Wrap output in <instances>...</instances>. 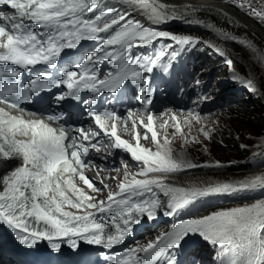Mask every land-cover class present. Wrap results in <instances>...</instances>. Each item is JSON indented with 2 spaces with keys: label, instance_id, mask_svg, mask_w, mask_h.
Masks as SVG:
<instances>
[{
  "label": "snow or ice",
  "instance_id": "snow-or-ice-1",
  "mask_svg": "<svg viewBox=\"0 0 264 264\" xmlns=\"http://www.w3.org/2000/svg\"><path fill=\"white\" fill-rule=\"evenodd\" d=\"M229 2L264 22V0ZM123 3L129 6V10L108 9L89 15L94 13L97 0H0V6L12 10L11 14L0 12V104L6 106L0 107V169L11 161L20 162L7 171L0 170V224L12 229L21 245L31 248L40 241H47L53 250L59 251L61 243L57 241L66 240L72 248H77L78 241H85L112 249L122 244L143 218L149 221L156 218L162 208L156 190L167 197V204L163 206L167 216L178 215L200 198L264 191V170L240 179L206 184L174 186L167 183L162 178L164 174L222 165L219 161L197 165L183 152H175L166 133L169 121L160 126L165 128L161 138L154 128L150 111L146 116L128 111L134 132L133 143L120 135L121 131H129L128 119L115 111L101 114L92 110L102 92L115 94L130 86L141 93L146 105H151L152 74L156 69L168 73L178 53L171 52L165 63L163 48L152 57H143L132 54L135 47L152 46L159 38H166L181 46L203 43L225 55L211 42L158 31L130 18L131 12L137 11L155 24L171 20L203 24L202 20L187 19L199 11L198 8L186 5L184 9H178L160 0H123ZM207 27L229 38L223 29H215L213 24L209 23ZM231 39H240L254 62L264 65V50L254 42L246 38ZM85 40L97 42L95 50L77 61L72 70L59 71L62 53L66 49H76ZM104 61L110 62L112 67L101 77L99 65ZM225 63L234 80L257 92L251 77L245 79L235 73L231 58H226ZM5 65H15L19 69L45 66L54 71L37 74L29 83L21 85V71ZM9 78L15 80L10 81ZM58 86L67 90L57 94L55 101L59 104L73 99L83 103L89 108L97 131L76 129L79 141L72 137L71 142L66 143L69 137L64 128H54L42 119H24L8 111L20 109L22 102L32 99V94L51 91ZM82 92H90L91 98L82 100ZM206 99L201 97L200 102ZM137 116H140L139 121ZM48 118L58 120L62 117ZM199 119V113L190 111L183 123L191 125L192 120L198 122ZM171 121L175 122L172 125L175 129L173 136L187 139L175 115ZM138 124L146 129L143 136L138 131ZM204 134L209 135L207 132ZM101 136L107 138L105 147L130 154L132 161L139 166V171L131 174L128 162L121 157L124 176L118 184L119 191H110L106 201H97L76 182L78 177L92 192L102 191L84 174L83 168L90 165L82 159L90 151H99ZM141 139L150 140L156 145L155 150L144 147ZM105 214L108 219H105ZM189 235H199L215 247L217 256L221 258L220 264H264V199L179 220L168 232L157 236L155 242L115 254L113 264H176L175 250ZM140 252L145 255H138Z\"/></svg>",
  "mask_w": 264,
  "mask_h": 264
},
{
  "label": "rangeland",
  "instance_id": "rangeland-1",
  "mask_svg": "<svg viewBox=\"0 0 264 264\" xmlns=\"http://www.w3.org/2000/svg\"><path fill=\"white\" fill-rule=\"evenodd\" d=\"M225 1L227 3H229V4H231L229 2V0H225ZM214 3H216V1ZM234 7L237 8L239 11H241L242 12L241 14H244L245 15L244 17L247 18L246 20H247L248 24L253 26L254 32H255V36L259 40L258 48L261 49V50H264V22H262L260 19L254 17V16L249 15L247 10H242L239 7H236L235 5H234ZM199 35L202 38H205L204 35H202V34H199ZM228 52L231 55V57L234 60H236V62H238L237 65H238V68L240 70L245 71V73H248V75L250 73V76L252 78H254V79H256V78L264 79V65L257 64L256 62H254V60L249 58V55H246V54H244V53H242L240 51L237 52V50L228 49ZM243 64H244V66H243ZM256 68H258V69H256ZM251 72H252V74H251ZM262 84L264 86V81H262ZM245 113L246 112H244L242 110V111H240L239 114L243 115ZM253 115H255L257 117L258 113H254ZM187 116L188 115H186V117ZM252 117H254V116H252ZM224 118H225L224 116H218V117H214V118L208 119L205 116V117L199 119L198 122L196 120H192L191 125L184 124L183 131H184L185 135L187 137H190L191 135H193L194 136V140L193 141H189L188 139L183 138V136H180V135L173 136V134L170 133L168 135V138L171 140L170 147L177 153L183 152L185 154L186 158L191 160L194 163H201L203 161L212 162L213 163V161H215V159L218 158V155H217L218 152L215 151L216 146L214 145V143H212V142H215V140H217V142H219L220 145L221 144H225V142H227L230 145L233 144L234 146H239V147H241V145H244L245 147H247L246 143H250V142H254L255 143L254 148L258 147V146L262 147L264 145V134L262 136H259L262 133H260V134L258 133L257 134V130H255V129H252V130H250V129L241 130V127L240 128H235L236 124L239 123L238 120H236V123H233L234 120H231V121L225 120L226 122H224V120H223ZM225 123H227V125ZM221 128H224V130H221ZM202 129L209 131L208 132L209 133V135H208L209 137L205 136V134H204ZM240 131H241V133H244V135H242V137L238 138L237 134L240 133ZM230 132H232V133L228 134ZM245 133H247L250 136H247ZM172 137L176 141L175 144L172 143V139H171ZM178 139H179V141H178ZM202 147H204V148H202ZM241 149H242V147L240 148V150ZM248 149L251 150V152H253L252 151L253 149H250L249 147H247L244 150H248ZM262 161H264V155L262 156ZM258 168L259 167H257V169ZM257 169H255V170H257ZM241 171H250V170L239 169L238 172H236V173H234L232 175H229V176H225L224 174H218V176H216V178H215V181L219 180L220 178H224L223 180L240 179V178H243L245 176L257 173V172L251 171V172L241 173L240 174ZM189 177H192L194 179V181H199V182H203V183H209L211 181L212 182L214 181V177L215 176L196 175L195 174V175H189L188 177H186V179L189 178Z\"/></svg>",
  "mask_w": 264,
  "mask_h": 264
},
{
  "label": "bare ground",
  "instance_id": "bare-ground-1",
  "mask_svg": "<svg viewBox=\"0 0 264 264\" xmlns=\"http://www.w3.org/2000/svg\"><path fill=\"white\" fill-rule=\"evenodd\" d=\"M160 2L163 4H166L168 6L178 8V9H184L186 5H192L193 7L198 8L199 11L195 12L193 16L197 17L198 15H202L201 18L202 19H208L207 22L213 24L215 26V29H223V32L227 33L229 38H225V36L216 33L215 30L213 29L215 39H217L218 42H224L230 46H232L233 44L235 45V43H238L237 52L240 51L242 53H249L250 54L249 50L246 48L245 44L241 42L240 39H231V37H233V36L238 37V38H246L247 40H250L252 42H256L257 44L259 42L258 38H256V36H255L253 26L248 24V22L246 20L247 18L244 17L245 15L240 14L237 11H234L233 9L227 7L226 5H223L220 3H214V2H211L209 0H192V1H190V0H160ZM207 58L210 59L215 65H221V63H222L219 60L215 61L211 55H208ZM234 61H236V60H234ZM243 66H244V64H243ZM256 69H258V68H256ZM251 74H252V72H251ZM249 75H250V73H249ZM223 116L225 117L223 120H224V122H226L225 120H228V121L237 120L238 116H240V114L235 112L233 108H228L224 112ZM254 122H255V120H254ZM225 124L227 125V123H225ZM221 130H222V128H221ZM238 138H239V136H238ZM178 141H179V139H178ZM202 148H204V147H202ZM239 150H240V148H239ZM19 163H20L19 161H11L7 165L3 166V168L0 170L7 171L8 169H11V168H14L15 166H18ZM235 166H237V164ZM244 167L245 166L241 167L240 169L251 170V168H244ZM256 169H257V167H256ZM216 173L219 174V172H216ZM220 174H225V171L221 172ZM215 178H216V176L214 177V181H215ZM164 180H165V182L170 183L174 186H187L186 184H184L182 182L181 178H179V179L178 178H165ZM186 181L188 183L192 182V184L199 182V181H194V179L192 177L187 178ZM201 184H206V183L201 182ZM218 196H220V198H222V199L225 198V195H218Z\"/></svg>",
  "mask_w": 264,
  "mask_h": 264
},
{
  "label": "trees",
  "instance_id": "trees-1",
  "mask_svg": "<svg viewBox=\"0 0 264 264\" xmlns=\"http://www.w3.org/2000/svg\"><path fill=\"white\" fill-rule=\"evenodd\" d=\"M263 89H264V87H263ZM252 104H250L251 107L245 114H243V115L240 114L241 116H238L237 120L239 123L236 124L235 128L241 127V130H246V129H250V128H251L250 130L255 129V130H257V134L262 133L259 135V136H262L264 134V114H263L264 113V99L262 100V102H256L255 104L254 103H252ZM234 111L237 112L238 114L240 113V112L236 111L235 109H234ZM254 113H258V116L256 117L255 115H253ZM252 116H254V117H252ZM254 120H255V122H254ZM233 123H236V120H234ZM231 133L232 132H230L228 134H231ZM245 134L247 136H250L247 133H245ZM237 135L239 137H242V135H244V133L240 132ZM214 145L216 146L215 151L218 152V154L216 153L218 155V158L216 160L221 161L223 163H227L228 161H232V162L235 161V162H233V167H230L229 169H227V172L224 174L225 176L232 175V174L238 172L241 167H243L241 163L246 158V156L248 155L249 149L248 150H243V149L239 150V146H234L233 144L230 145L227 142H225L224 146H221L220 144H217V143H214ZM246 146L252 148L253 142L246 143ZM236 164H237V166H235ZM244 168H247V167H244ZM240 173H242V172H240Z\"/></svg>",
  "mask_w": 264,
  "mask_h": 264
}]
</instances>
